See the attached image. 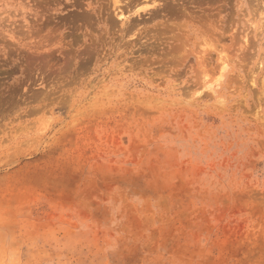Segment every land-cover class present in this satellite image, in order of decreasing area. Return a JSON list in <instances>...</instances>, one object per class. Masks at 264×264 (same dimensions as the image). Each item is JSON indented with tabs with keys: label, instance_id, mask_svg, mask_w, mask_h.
I'll use <instances>...</instances> for the list:
<instances>
[{
	"label": "rangeland",
	"instance_id": "1",
	"mask_svg": "<svg viewBox=\"0 0 264 264\" xmlns=\"http://www.w3.org/2000/svg\"><path fill=\"white\" fill-rule=\"evenodd\" d=\"M153 1L0 0V264H264V0Z\"/></svg>",
	"mask_w": 264,
	"mask_h": 264
},
{
	"label": "bare ground",
	"instance_id": "2",
	"mask_svg": "<svg viewBox=\"0 0 264 264\" xmlns=\"http://www.w3.org/2000/svg\"><path fill=\"white\" fill-rule=\"evenodd\" d=\"M116 1V0H114ZM153 1V0H152ZM154 2V1H153ZM117 3V2H116ZM164 6V5H163ZM113 15V14H112ZM187 16V15H186ZM125 17V16H124ZM115 18V17H114ZM121 18V17H120ZM198 19V18H197ZM124 20V19H123ZM192 20V19H191ZM197 21V20H196ZM119 22V21H118ZM130 23V22H129ZM114 24V23H113ZM119 24V23H118ZM167 25V24H166ZM129 26V25H128ZM183 26V25H182ZM186 28V27H185Z\"/></svg>",
	"mask_w": 264,
	"mask_h": 264
}]
</instances>
